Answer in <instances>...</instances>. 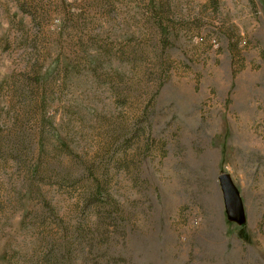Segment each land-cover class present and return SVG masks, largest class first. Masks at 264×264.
Returning a JSON list of instances; mask_svg holds the SVG:
<instances>
[{
  "label": "rangeland",
  "instance_id": "rangeland-1",
  "mask_svg": "<svg viewBox=\"0 0 264 264\" xmlns=\"http://www.w3.org/2000/svg\"><path fill=\"white\" fill-rule=\"evenodd\" d=\"M98 222L115 264H264V0H0V264H99Z\"/></svg>",
  "mask_w": 264,
  "mask_h": 264
},
{
  "label": "trees",
  "instance_id": "trees-1",
  "mask_svg": "<svg viewBox=\"0 0 264 264\" xmlns=\"http://www.w3.org/2000/svg\"><path fill=\"white\" fill-rule=\"evenodd\" d=\"M100 167V166H99ZM103 178L93 179L89 182L88 186L85 190V196L83 197V201L81 203H85L86 207H89L87 210L88 213L85 212L83 209V220L78 221V227L81 225L84 226L85 222L88 221L87 217L89 215H95L96 220H105L107 217V213L109 212V203L110 201H104L102 190H103ZM111 204V203H110ZM90 207H97L94 208V210H91ZM99 207V208H98ZM98 209V210H96ZM95 211V212H94ZM86 219V220H84ZM104 225V222H98V225L93 230H87L86 234L83 237H86V243H89L91 245L90 241L94 239V237L99 241V243H96L94 245V250L97 247H100L99 250L101 251L100 254L102 255V259L98 260L99 264H115L112 261H110L108 258H106L105 254V248L104 243L106 240V232L104 231V228H102ZM71 229H67L64 232V235L60 237L58 240L57 238H53L51 235H46L41 240V247L38 255L36 253H33L36 255V261H34L33 264H75L76 260V252L75 248L79 244L77 237L73 233H69ZM81 229L79 231V235H81ZM90 236H89V235Z\"/></svg>",
  "mask_w": 264,
  "mask_h": 264
}]
</instances>
